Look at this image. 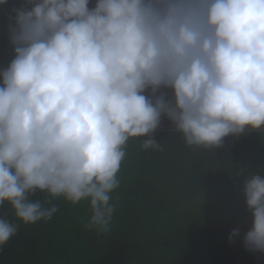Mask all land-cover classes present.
Here are the masks:
<instances>
[{
    "label": "clouds",
    "instance_id": "clouds-1",
    "mask_svg": "<svg viewBox=\"0 0 264 264\" xmlns=\"http://www.w3.org/2000/svg\"><path fill=\"white\" fill-rule=\"evenodd\" d=\"M9 0H0V5ZM23 0L10 16L13 58L0 69V205L24 224L58 211L37 190L89 200L87 228L108 233L110 193L130 138L162 150V117L188 146L264 130V0ZM237 176L241 173L237 172ZM244 179L264 253V178ZM19 225L0 219V246ZM240 235L234 229L232 242Z\"/></svg>",
    "mask_w": 264,
    "mask_h": 264
},
{
    "label": "trees",
    "instance_id": "trees-1",
    "mask_svg": "<svg viewBox=\"0 0 264 264\" xmlns=\"http://www.w3.org/2000/svg\"><path fill=\"white\" fill-rule=\"evenodd\" d=\"M22 3L0 5V69L13 58L9 17ZM153 136L162 150L143 149L144 137L127 143L119 187L110 193L115 211L108 233L86 227L89 200L72 204L37 190L29 199L58 211L24 224L10 203L0 205V219L19 225L0 246V264H264V253L243 245L253 221L244 179L264 178V131L225 137L215 150L186 145L176 130Z\"/></svg>",
    "mask_w": 264,
    "mask_h": 264
},
{
    "label": "crops",
    "instance_id": "crops-1",
    "mask_svg": "<svg viewBox=\"0 0 264 264\" xmlns=\"http://www.w3.org/2000/svg\"><path fill=\"white\" fill-rule=\"evenodd\" d=\"M94 3H95V0H90V7L94 6ZM170 130H174L172 127H171V123L170 121L167 120V118L165 117H162V123H161V126L156 130V131H170ZM261 131H264V130H261Z\"/></svg>",
    "mask_w": 264,
    "mask_h": 264
}]
</instances>
